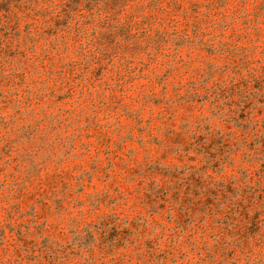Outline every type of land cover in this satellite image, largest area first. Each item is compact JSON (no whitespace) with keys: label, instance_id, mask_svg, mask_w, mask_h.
<instances>
[{"label":"rangeland","instance_id":"374dc122","mask_svg":"<svg viewBox=\"0 0 264 264\" xmlns=\"http://www.w3.org/2000/svg\"><path fill=\"white\" fill-rule=\"evenodd\" d=\"M0 264H264V0H0Z\"/></svg>","mask_w":264,"mask_h":264},{"label":"trees","instance_id":"16d2710c","mask_svg":"<svg viewBox=\"0 0 264 264\" xmlns=\"http://www.w3.org/2000/svg\"><path fill=\"white\" fill-rule=\"evenodd\" d=\"M68 1H73V0H68Z\"/></svg>","mask_w":264,"mask_h":264}]
</instances>
